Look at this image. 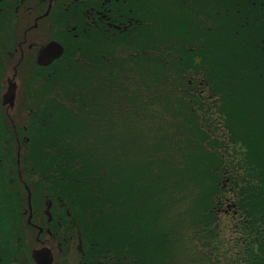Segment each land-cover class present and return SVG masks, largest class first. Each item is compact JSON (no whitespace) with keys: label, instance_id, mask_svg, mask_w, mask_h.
I'll return each mask as SVG.
<instances>
[{"label":"trees","instance_id":"obj_1","mask_svg":"<svg viewBox=\"0 0 264 264\" xmlns=\"http://www.w3.org/2000/svg\"><path fill=\"white\" fill-rule=\"evenodd\" d=\"M223 2L142 0L34 96L32 176L93 264H264V20Z\"/></svg>","mask_w":264,"mask_h":264},{"label":"flooded vegetation","instance_id":"obj_2","mask_svg":"<svg viewBox=\"0 0 264 264\" xmlns=\"http://www.w3.org/2000/svg\"><path fill=\"white\" fill-rule=\"evenodd\" d=\"M224 1L221 12L264 20V0ZM201 6L207 12L208 0ZM133 12L141 16L142 0H0V264L94 263L78 232L76 205L69 210L55 188L32 176L28 130L34 96L69 58L77 60L78 37L124 30L120 18ZM50 43L64 53L40 65Z\"/></svg>","mask_w":264,"mask_h":264},{"label":"water","instance_id":"obj_3","mask_svg":"<svg viewBox=\"0 0 264 264\" xmlns=\"http://www.w3.org/2000/svg\"><path fill=\"white\" fill-rule=\"evenodd\" d=\"M55 45H57V53H54V54H52V52H53V47L55 46ZM62 52H63V49H62V47L60 46V45H58V44H56V43H50L49 45H47L46 46V48H45V50H43L42 52H41V57L40 58H42L43 56H44V59H46L45 61L43 60V61H41L40 62V60L38 61V63L40 64V65H48L49 63H51L53 60H55L56 58H59L61 55H62ZM13 96H14V90H13V88L11 89V94H10V96H9V99L10 98H13ZM36 263L37 264H40L39 263V261H38V259L36 258Z\"/></svg>","mask_w":264,"mask_h":264},{"label":"rangeland","instance_id":"obj_4","mask_svg":"<svg viewBox=\"0 0 264 264\" xmlns=\"http://www.w3.org/2000/svg\"><path fill=\"white\" fill-rule=\"evenodd\" d=\"M74 62L75 61L73 60L72 63H74ZM70 65H71V63H69V61L66 63V65L65 64L63 65V66H65V68L63 67L64 72L70 67ZM179 250H180V255L178 256V260H176L175 262H177V264H192L191 260L193 257V251L192 250L187 251L184 248V246L179 247ZM218 260L220 262L222 261V255L220 257H218Z\"/></svg>","mask_w":264,"mask_h":264}]
</instances>
